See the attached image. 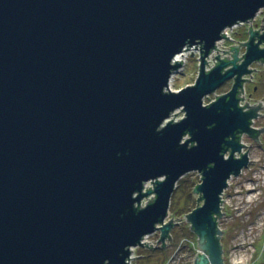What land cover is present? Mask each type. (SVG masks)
<instances>
[{
    "label": "water",
    "instance_id": "95a60500",
    "mask_svg": "<svg viewBox=\"0 0 264 264\" xmlns=\"http://www.w3.org/2000/svg\"><path fill=\"white\" fill-rule=\"evenodd\" d=\"M261 10L264 0H0V264H128L157 230L165 250L171 197L194 172V264H224L223 194L250 162L240 136L259 142L263 105L240 102L249 68L264 65V17L240 46L216 43ZM194 46V84L170 91L175 57ZM211 53L230 58L206 71Z\"/></svg>",
    "mask_w": 264,
    "mask_h": 264
},
{
    "label": "rangeland",
    "instance_id": "374dc122",
    "mask_svg": "<svg viewBox=\"0 0 264 264\" xmlns=\"http://www.w3.org/2000/svg\"><path fill=\"white\" fill-rule=\"evenodd\" d=\"M263 17L264 10L259 19ZM247 29L248 26L245 25L235 29L231 35L237 40H246ZM197 72V59L190 56L184 71L175 74L170 88L177 91L194 84ZM230 88L229 81L215 95L204 99V104H209L215 96L226 94ZM183 117L184 112L178 110L170 120L179 121ZM242 142L249 151L250 164L238 177H232L228 181L222 205V213L225 215L219 220V228L224 232L221 240L224 264H264V140L262 139V146L260 142L246 136L242 138ZM200 178V174L194 172L185 175L177 183L168 214L178 224L171 230L172 240L165 250L160 247L134 248L133 258L138 257L134 259V264H194L198 252L197 238L190 231V225L184 223V219L197 207L199 195L194 199L192 191L200 184ZM158 239L159 235L152 236L150 242L153 244Z\"/></svg>",
    "mask_w": 264,
    "mask_h": 264
},
{
    "label": "built area",
    "instance_id": "2783aa9c",
    "mask_svg": "<svg viewBox=\"0 0 264 264\" xmlns=\"http://www.w3.org/2000/svg\"><path fill=\"white\" fill-rule=\"evenodd\" d=\"M262 11H263V10H261V11L256 15V17H255L252 21H250V22H248V23L238 24V25L234 26V27L231 28V29H227V30H225V31L223 32V37H224V35H225V37L228 38V39L223 38L221 41L217 42V43H216V49L219 50V51H221V52H225V51L229 50L230 47H233V46H240V43H237V42H236V39L233 38V36L231 35V33H232L235 29H238V28H240V27H244L245 25L248 26L249 28H250V27H253L254 23H255L256 20L259 18V15L262 13ZM196 46H197V45H196ZM196 46L190 48L189 50H187V51L183 52L182 54L177 55V56L175 57L174 62H177V61H178L179 63H181V61H182V68L179 70V72H178L179 74H181V73L184 71V68H185L186 63H187V59H188L190 56H194V57H196V59H197V63H198V65H199V59H200V53H199V51H200V49H195ZM241 49H242V48H240V53H239V55H238V57H239L240 59H241L242 56L244 55V54H241ZM217 56H219L221 59L226 58V57H229V58H230V55H225L224 53H211L210 56L207 58L206 71H209V70H211V69L214 67V65H215V63H216L215 58H216ZM241 62H242V60L239 61V63H241ZM249 69L252 70L251 67H250ZM197 73H198V72H197ZM252 75H253V71H252V74H251L250 76L252 77ZM250 76L245 77V79L250 81V80H251ZM175 77H176L175 75H173V76L171 77L170 84L172 83V80H173ZM249 81H246V83H244V86H243V94L241 95V98L244 97V99H243V101L240 102V106H241V107H244V106H245V102L248 103L249 106H252V105H253V104H251V103L248 101V99L246 98V84H248ZM170 84H169V90H170V91H173V90L170 88ZM186 87H187V86H186ZM174 91H175V90H174ZM177 91H179V90H177ZM213 95H215V94H213ZM216 97H217V96H215V99H216ZM208 98H209V97H208ZM215 99H214L213 101H215ZM213 101H211L210 103H212ZM210 103H209V104H210ZM204 105H208V104H204ZM150 188L152 189V188H153V185H152L151 183H147V184L145 185L144 192H146V191L149 190ZM152 197H153V196H152ZM149 199H150V197L144 199V200L142 201V203H141V207H145V206L148 204V200H149ZM145 200H146V202H144ZM170 220H171V219L169 218V214H168V217H167V219L165 220L164 224H167ZM184 221H185V219H184ZM160 227H161V226H158V228H160ZM155 235H159V239H160V237H161V232H160V230H157V231L154 232L152 235L146 236V237L142 240L141 244H144V243L146 242L147 245H152V248H149V249H157V248H159V247L162 248V247H161L162 243H161V241H158L159 239L157 240L158 242H157V241H154L153 244H152V242H150V237L155 236ZM169 236H170V238H171V240H172L171 234H170ZM171 240H170V241H169V240H168V241L166 240V241H165V244H169V243L171 242ZM137 248H146V249H148V247H146V246H144V247H143V246H139V247H137ZM131 251H132V252H131V255H130V257H129V261H127L128 264H134L133 253H134L135 249L132 248Z\"/></svg>",
    "mask_w": 264,
    "mask_h": 264
},
{
    "label": "flooded vegetation",
    "instance_id": "af4514ba",
    "mask_svg": "<svg viewBox=\"0 0 264 264\" xmlns=\"http://www.w3.org/2000/svg\"><path fill=\"white\" fill-rule=\"evenodd\" d=\"M261 21H262V19L258 18L256 20V22L254 23L252 28L254 30H261V25H262ZM248 31H249V27L247 29V39L246 40L240 41V40L236 39V42L240 43V44L247 42ZM261 31L262 32L260 34H263L264 30L262 29ZM262 48H263V46H262ZM244 53H245V48L243 47L241 49V54H244ZM251 68L253 70V75H252L249 83L246 84V98L253 105H256L259 103H261L263 105V108H261V110L259 111L257 118L252 123V128H254L256 130V133L254 134V138L257 137V140L260 142V143L259 142L258 143L260 144V146H262V144H263L262 139L264 140V97H262V95H264V65L253 64L251 66ZM232 83L233 82H231V85H232ZM250 89L252 91H250ZM244 136H246V135L240 136L241 142H242V138ZM246 137H248V136H246ZM248 138L252 139L250 137H248ZM242 144L245 145L243 142H242ZM246 151L249 154L247 147L245 148L244 152H246ZM249 164H250V162H249ZM249 164H248V166H249Z\"/></svg>",
    "mask_w": 264,
    "mask_h": 264
},
{
    "label": "trees",
    "instance_id": "16d2710c",
    "mask_svg": "<svg viewBox=\"0 0 264 264\" xmlns=\"http://www.w3.org/2000/svg\"><path fill=\"white\" fill-rule=\"evenodd\" d=\"M172 203V202H171ZM192 211V210H191Z\"/></svg>",
    "mask_w": 264,
    "mask_h": 264
}]
</instances>
